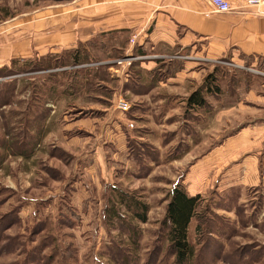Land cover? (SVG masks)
<instances>
[{
    "label": "rangeland",
    "instance_id": "374dc122",
    "mask_svg": "<svg viewBox=\"0 0 264 264\" xmlns=\"http://www.w3.org/2000/svg\"><path fill=\"white\" fill-rule=\"evenodd\" d=\"M69 1L0 0V264H175L163 226L169 195L177 183L186 189L192 150L200 143L207 148L208 134L202 131L208 128V113L216 112L218 129L226 127L228 119L219 114L238 105L240 87L264 90V59L229 54L206 62L187 54L200 59L205 71L184 94L199 89L211 75L219 90L206 95L202 115L185 105L178 135L172 125L165 132L153 129L145 125L147 117L133 116L142 105L126 95L131 109H114L117 82L110 71L131 56L124 51L92 43L72 51L80 53L83 66L74 64L72 52H35L13 68L15 56L8 49L24 42L23 18ZM28 31L29 41L33 30ZM137 61L122 67L129 69ZM101 96L111 97L104 100L107 105L98 103ZM105 106L106 118L119 119L130 135L120 155L108 142L112 137L104 136L103 170L96 158L103 138L97 140L99 130L87 109ZM233 121L228 124L232 131L240 123ZM220 133L218 141L225 139ZM199 149L196 159L205 154ZM119 193L149 207L146 223L119 203ZM217 194L207 189L201 195L189 234L196 255L189 264H264V228L247 230L245 216L233 219L218 210L236 206L238 193ZM113 205L126 222L106 219L105 210Z\"/></svg>",
    "mask_w": 264,
    "mask_h": 264
},
{
    "label": "crops",
    "instance_id": "0c3cea01",
    "mask_svg": "<svg viewBox=\"0 0 264 264\" xmlns=\"http://www.w3.org/2000/svg\"><path fill=\"white\" fill-rule=\"evenodd\" d=\"M233 9L228 14L214 13L210 0H70L23 18L24 42L8 52L15 56L12 60L25 61L35 52L42 56L69 53L95 43L135 56L138 61L129 69L112 66L110 74L117 82L112 101L126 95L133 104L142 105L133 109L134 117H147L146 126L164 132L169 125L175 126L178 135V116L185 112L186 97L198 89L184 94L185 88L194 86L205 71L199 68L200 59L187 54L206 62L229 54L264 59V15H259L256 7L238 3ZM29 28L33 32L28 41ZM134 37L135 43H131ZM120 38L128 42L119 43ZM239 94L238 105L219 114L228 119L226 127L218 129L216 112L208 113L209 125L202 131L208 134L207 148L200 143L192 150L194 162L184 184L190 196L202 195L207 189L216 194L238 193L236 206L218 210L232 214L233 219L245 216L247 230H260L264 228V90L256 93L242 86ZM104 100L111 97L97 98L98 103L107 105ZM87 110L97 124V140L103 138L97 143V151L102 152H97L96 158L104 170V136L112 137L108 142L120 155L126 151L130 132L122 131L121 121L114 116L106 118L108 107ZM195 110L202 115L203 108ZM233 119L240 121L234 131L228 126ZM220 132L225 139L218 141ZM198 148L205 154L196 159Z\"/></svg>",
    "mask_w": 264,
    "mask_h": 264
},
{
    "label": "trees",
    "instance_id": "16d2710c",
    "mask_svg": "<svg viewBox=\"0 0 264 264\" xmlns=\"http://www.w3.org/2000/svg\"><path fill=\"white\" fill-rule=\"evenodd\" d=\"M80 57L81 55L78 51L71 53V58L76 65L82 64L80 63ZM28 61L29 60L22 61L20 59H14L12 60L13 68L21 62ZM13 68L9 71L12 72ZM211 78H213L212 75L208 76L204 84L188 97L186 101L187 108L200 109L208 105L206 95L212 93L214 89L219 90L214 83L215 81L211 80ZM114 190H116V188H114ZM116 199H118L121 205L128 208V212L131 213L134 218L142 223L147 222L149 207L146 204L136 201L134 197H129L123 193L117 194ZM201 202V195L190 196L181 183H177L169 195L163 226L166 232V240L175 258V264H189L196 255L189 234L191 223L198 214ZM114 204L117 203L114 202ZM105 217L108 220L115 217L118 221L126 222V216L119 212L115 205L106 208Z\"/></svg>",
    "mask_w": 264,
    "mask_h": 264
},
{
    "label": "built area",
    "instance_id": "2783aa9c",
    "mask_svg": "<svg viewBox=\"0 0 264 264\" xmlns=\"http://www.w3.org/2000/svg\"><path fill=\"white\" fill-rule=\"evenodd\" d=\"M238 3L242 5L256 7L259 15H264V0H210L212 11L217 14H228L233 9V4ZM131 43H135V37L131 40ZM138 58L134 56H127L125 59L117 61L118 66L131 65V63ZM114 109L122 113H126L131 109L130 103L122 96L118 97ZM132 126V125H131Z\"/></svg>",
    "mask_w": 264,
    "mask_h": 264
}]
</instances>
